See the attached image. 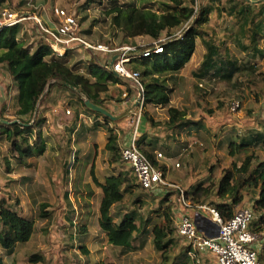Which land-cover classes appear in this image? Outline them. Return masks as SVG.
Here are the masks:
<instances>
[{
	"label": "trees",
	"instance_id": "16d2710c",
	"mask_svg": "<svg viewBox=\"0 0 264 264\" xmlns=\"http://www.w3.org/2000/svg\"><path fill=\"white\" fill-rule=\"evenodd\" d=\"M106 1L105 14L110 17L112 28L122 34L121 47L131 45L138 37L146 36L153 41L167 38L161 43V54L151 52L147 57L136 54L130 62L140 69L143 87L142 118L139 119L135 145L166 178L168 170L165 166H160L157 151L169 158L167 160H172L192 147L190 143L193 141L181 144L183 142L179 137L184 134L191 138L192 133L198 134L202 129L200 122L187 118V112L171 106L173 90L167 85L168 81L188 65L198 43L203 49V55L191 75L200 83L214 85L229 80L236 81L243 74H255L260 62H264V1L250 3L245 0H200L197 15L180 37L173 35L193 15V0H135L138 6L120 4L118 0ZM1 2L2 0L0 4ZM29 3V0H21L22 6ZM21 15L27 17L29 14ZM21 29V24H18L0 30V67H3L16 90V110L10 119L4 115L6 103L0 107V119L7 122H0V143L7 146L6 156L2 158L5 164H8L7 155L24 165L27 159L43 154L41 125L44 118L34 114L41 108L42 113L49 112L53 116V108L60 103H64L72 111L73 125L81 113L94 116L95 125L106 131L107 149L112 154V162L123 163L118 137L112 124L124 119L111 122L88 110L82 100L83 96L85 100L112 115L130 108L120 106L125 99L130 105L136 101L138 90L134 86L133 90L128 89V94L119 90L116 96L108 95L110 84L128 86L127 80L110 68L113 55L93 52L78 44L76 48L91 56L89 60L74 61L70 56L75 48L67 49L62 58H55L47 36L39 32L29 37L25 32L22 34L23 39L18 38ZM231 50L238 61L234 60L233 53L230 54ZM195 88L200 90L203 87L198 85ZM123 93H126V98L122 97ZM74 98H79V102H75ZM111 101L118 103L117 113L111 110ZM157 108L165 110L167 116L161 129L157 128V123L150 114L151 110ZM133 115L136 117V114ZM160 132L164 134L162 139L157 138ZM191 144L198 146L196 142ZM254 149L264 151V120L247 128L245 134L237 133L234 140H229L227 153L232 162L229 167L219 169L217 181L214 182L212 177L217 172V168L213 166L209 167L203 181L180 188L184 199L192 207L213 206L224 220L230 219L239 209L251 208L254 217L248 229L260 236L254 249L260 264H264V160H260L258 154H252ZM241 153L246 155L242 161L238 158ZM185 161L190 164L189 159L185 158ZM79 163L77 156L72 157V160H65L64 173L68 176L69 166L73 172L77 171ZM71 181L77 186L79 179L75 175ZM94 181L101 191L98 225L109 246L123 252L133 249L131 245L135 240L134 235L139 232L141 225L138 211L132 209L121 214L120 206L126 195L139 207L145 204L142 197L147 196L150 200L158 199L156 213L161 220L152 226L149 233L155 251L160 253L161 261L165 264H196L188 256V244L177 235L175 221L171 216L176 208L177 191L162 188L157 196L151 192L148 194V191L138 185L130 168L127 172L120 170L117 174H111L103 183H98L96 178ZM150 193L156 198H152ZM17 207L18 201L12 203V196L0 199V249L8 254L16 247L26 244L34 231L33 221L22 217ZM45 208V205L41 208V218L48 217ZM188 214L191 216L192 212L189 211ZM85 231L82 225L78 234L83 235ZM80 248L84 255L88 254L84 246ZM175 249H178L177 254L170 258ZM211 257L207 256L198 264H209ZM43 261L39 253L28 258L31 264ZM0 264H5L1 257Z\"/></svg>",
	"mask_w": 264,
	"mask_h": 264
},
{
	"label": "rangeland",
	"instance_id": "374dc122",
	"mask_svg": "<svg viewBox=\"0 0 264 264\" xmlns=\"http://www.w3.org/2000/svg\"><path fill=\"white\" fill-rule=\"evenodd\" d=\"M118 1L120 4L138 6L135 0ZM29 2L28 5L22 6L21 0H2L0 7L19 14L37 15L41 24L49 29L59 24L54 9L64 10L76 19L78 27L74 34L86 44L104 45L116 49L121 47L122 34L112 28L110 17L105 14L106 0H29ZM200 3L201 1L199 7ZM185 4L188 6L187 2ZM21 26L18 38H21L25 32L29 37L40 32L39 27L32 20H26ZM83 31L89 33H82ZM152 45L153 40L145 36L138 37L129 46L142 50ZM67 47L74 46L69 44ZM72 51L73 55L70 57L76 62H84L91 57L83 53L80 48L75 47ZM232 53L231 50L230 54ZM202 55L203 49L198 43L188 65L167 83L173 90L171 106L184 110L187 112V118L202 124V129L198 134L192 133L191 138L184 134L181 136L183 138L179 137L183 142L181 144L193 141L197 143V147L191 142L192 147L186 153L181 151L182 154L172 160H167L169 158H165L166 156L161 153L162 159L159 164L168 170L167 180L182 188L203 181L209 167L213 166L217 168V172L212 177L214 182L217 181L219 169L229 167L232 162V158L227 153L229 140H234L237 133L245 134L247 128L264 120V62H260L255 74H243L236 81L229 80L213 85L200 83L191 75V71L198 67ZM233 55L234 60H237L236 55L234 53ZM128 69L140 73V69L135 64H130ZM127 84L128 86L121 85L122 92L133 90L131 83L127 81ZM199 84L203 85L200 90L195 88ZM117 90H119L117 87L110 86L108 95L116 96ZM78 100L79 98H74L75 102H79ZM82 100H85L83 96ZM232 101L239 102L238 110L233 113L229 110ZM4 103H6L4 115L10 119L16 110V90L3 67H0V107ZM110 104L113 107L111 110L117 113L118 103L112 101ZM133 104L122 101L120 106H130L125 111L130 112L120 119H124L122 122L112 124L118 137L119 147L127 142L135 130L139 111L137 107L133 108ZM69 109L64 103H60L52 110L54 117L49 112L42 113L41 108L35 111L36 117L44 118L41 125L44 151L39 157L27 159L24 165L18 164L17 160L13 157L11 159L9 155H7L8 164H5L2 158L6 156L7 146L0 143V199H8L12 196V203L18 201L19 214L34 223L32 237L26 244L16 247L10 254L0 249L3 262L31 264L28 262L29 256L39 253L44 259L39 264H165L161 261L160 253L155 251L149 233L152 226L161 220L156 213L158 199L150 200L149 197L143 196L145 204L139 207L133 204L129 195H126L124 203L120 206L121 214L137 209L139 224L141 223L139 232L134 235L135 240L131 245L133 249L123 252L107 244L105 235L98 225L101 191L97 188L94 178L98 183H103L111 174H117L120 170L127 172L129 167L121 162H112V154L107 149L106 131L95 125L93 117L88 120L90 115L81 113L77 117L80 121H76V125H73L72 111ZM67 110L70 111V115L66 114ZM133 114H136V117ZM150 114L157 123V128L161 129V125L167 119L165 110L157 108L151 110ZM139 118H142V114ZM77 125L78 131H76ZM163 136V132H160L157 138L162 139ZM252 154H258L259 159L264 160L263 150L254 149ZM74 156H77L80 162L78 170L73 172L69 166L67 176L64 173V161L72 160ZM245 156L241 153L238 158L242 161ZM185 158L190 160V164ZM176 164L179 167H176ZM75 175L79 179L77 186L71 181ZM151 196L156 198L154 195ZM44 205L45 212L48 213L47 218L40 217ZM171 216L175 220L174 214ZM82 225L86 231L83 235H79ZM80 246H84L88 254L84 255ZM177 252L178 249L172 251L170 258ZM207 256L209 255L200 257L202 258L200 261ZM209 259V264H216L214 258Z\"/></svg>",
	"mask_w": 264,
	"mask_h": 264
},
{
	"label": "built area",
	"instance_id": "2783aa9c",
	"mask_svg": "<svg viewBox=\"0 0 264 264\" xmlns=\"http://www.w3.org/2000/svg\"><path fill=\"white\" fill-rule=\"evenodd\" d=\"M199 1L193 0V15L190 20L182 24L173 37H180L187 31L199 10ZM21 14L7 9H0V30L23 24L26 20H32L37 24L40 32L50 40L52 53L55 58H62L67 49H73L78 44L87 50L116 57L113 65L110 66L112 71L126 79L138 90L136 99L139 111L137 122L131 137L120 146L121 161L131 169L141 189L153 194L160 193L162 188H169L178 192L176 205L179 209L175 228L177 235L183 238L189 246L188 256L190 259L198 264L202 255H211L216 264H260L254 249L258 236L248 229V225L254 217L251 208L239 209L234 212L230 219L224 220L213 206L198 205L192 207L184 199L183 190L163 177L162 171L156 168L136 148V131L143 105V87L140 82L139 72L131 71L128 67L132 59L137 55L147 57L151 52L161 54L163 49L161 43L167 38L153 41L152 46L142 50L131 46H123L117 49L104 45L92 46L75 36L74 32L78 27V23L74 17L68 15L64 10L54 9V15L58 18L59 24L53 29H49L46 26L45 28L37 15L29 14L25 17V15ZM69 44L74 47H67ZM199 86L203 87L202 84H199ZM122 97L126 98V93ZM125 101L128 100L125 99ZM238 108L239 102L232 101L230 103V112H236ZM66 114L70 115V111L67 110ZM156 157L157 160L162 159L159 153ZM175 166L179 167L178 164ZM189 211L193 213L192 216L188 214Z\"/></svg>",
	"mask_w": 264,
	"mask_h": 264
},
{
	"label": "water",
	"instance_id": "95a60500",
	"mask_svg": "<svg viewBox=\"0 0 264 264\" xmlns=\"http://www.w3.org/2000/svg\"><path fill=\"white\" fill-rule=\"evenodd\" d=\"M245 1L250 2V3H256V2H260V1H264V0H245ZM115 59H116V57L114 56L111 60L110 66L113 65ZM84 105L88 110L108 118L111 122L119 121L120 119H122L124 117V115H126L128 112H130V111H127L124 114H121L119 116H114V115L110 114L108 111L104 110L103 108H100L99 106L92 104L88 100H84ZM137 105H138V101H135L133 104V108L137 107ZM0 122L7 123L5 120H1V119H0Z\"/></svg>",
	"mask_w": 264,
	"mask_h": 264
},
{
	"label": "crops",
	"instance_id": "0c3cea01",
	"mask_svg": "<svg viewBox=\"0 0 264 264\" xmlns=\"http://www.w3.org/2000/svg\"><path fill=\"white\" fill-rule=\"evenodd\" d=\"M110 86H115V88L117 87L119 90H122V89H123V87L120 86V85H112V84H110L109 87H110ZM119 90H117V93H118ZM123 94H124V93H123ZM111 102H112V101H111ZM112 108H113V107H112ZM88 115H89V114H88ZM91 117H93V119H95V117H94V116H91V115L88 116L87 119H88V120H91ZM76 121L79 122L80 120H77V119H76L75 122H76ZM77 124H78V123H77ZM75 125H76V123H75ZM76 131H78V125H77V128H76ZM174 167H175V166H174ZM174 175H175V174H174ZM173 178H174V180L180 182L179 179H177V178H175V177H173ZM166 179H167V178H166ZM170 183H172V182H170ZM173 184H176V183H173ZM176 185H177V184H176ZM178 186H179V185H178ZM179 187H180V186H179ZM159 194H160V193H158V194H154V195L157 196V195H159ZM178 209H179V208H178V206L176 205V208L174 209V213H173L174 216H175V220H174V221H175V226H176V220H177V217H178V214H177ZM192 214H193V213H192ZM191 216H192V215H191ZM203 256H205V255H202L201 257H203ZM201 259H202V258H201ZM192 262H193V261H192ZM200 262H201V261H200Z\"/></svg>",
	"mask_w": 264,
	"mask_h": 264
}]
</instances>
